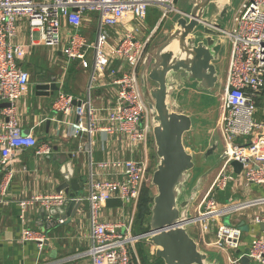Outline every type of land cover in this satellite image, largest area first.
Masks as SVG:
<instances>
[{
    "label": "built area",
    "instance_id": "2783aa9c",
    "mask_svg": "<svg viewBox=\"0 0 264 264\" xmlns=\"http://www.w3.org/2000/svg\"><path fill=\"white\" fill-rule=\"evenodd\" d=\"M175 1L0 0V101L9 103L0 108V167L8 166L18 151L33 149L35 154H41L47 148L37 145L38 140L31 132L23 133L17 116L19 101L30 82L29 72L19 61L34 43L33 32H37L39 43L52 49L61 47L67 61H77L89 73L84 97L58 91L52 102L54 113H61L57 121L73 136L91 137L104 132L126 137V146L136 156L101 161L97 164L99 173L90 168L85 178L88 193L82 197L70 198L61 190L19 199L21 240L34 241L39 250L43 247L42 232L25 226L27 211L36 202L40 201L44 208V228H50L64 223L62 218L53 220L51 207H59L71 199L87 200L89 247L84 255L89 257L90 264H140L135 245L146 239L149 232L132 234L134 211L125 223L104 219L102 209L111 198L135 206L142 187L150 184L153 171L149 155L150 108L142 95L139 78L150 37L140 40L136 34L143 26L147 6H158L163 20L170 13L181 12ZM88 11L96 14L94 41L79 33L83 22L90 21L85 15ZM23 24L31 31L29 43L15 40L17 29ZM218 30L229 44L217 123L220 166L210 185L196 199L191 223L202 237L216 223L213 245L236 251L242 237L240 227L218 219L258 209L251 216V224L262 226L261 231L252 235L246 253L235 254L229 261L240 264V257L245 255L264 264V209L260 208L264 206V196L238 197L252 185L264 188V123L253 118L264 87V0H243L233 13L230 26ZM115 59L120 62L114 68ZM98 85L117 86L113 99L104 107L95 105L91 93ZM232 161L241 164L237 174ZM101 174L111 178H101ZM9 176L0 182V204L6 202ZM226 191L230 195L220 201L216 195ZM124 226L126 232L122 233L120 229Z\"/></svg>",
    "mask_w": 264,
    "mask_h": 264
},
{
    "label": "crops",
    "instance_id": "0c3cea01",
    "mask_svg": "<svg viewBox=\"0 0 264 264\" xmlns=\"http://www.w3.org/2000/svg\"><path fill=\"white\" fill-rule=\"evenodd\" d=\"M177 1L178 0L175 1V6ZM224 2L225 0H220V2L216 1V5L218 7L223 6L221 3L224 4ZM187 7L188 0L183 2V8L176 6L181 12L187 11ZM215 8L216 6L214 3L211 4L208 9L209 13L211 14L215 11ZM177 14V12L170 13L167 18L161 20L160 12L158 19L144 37V39L150 37L146 45V53L152 51L155 40L161 33L167 30L169 24L174 21ZM94 16L91 17L88 15L87 17L90 21H84L79 28V33L87 37L90 41L91 24L93 22L95 23ZM232 16L227 27L231 24ZM30 32L27 25H21V27L17 29L15 40L21 43H29ZM34 33L35 32H33L32 37L34 43L31 48L28 49L24 59L19 61L20 66L29 72L31 85H28L26 93L19 101L17 116L23 133L31 132L41 144L47 147L45 149L48 150L45 151L44 149V152L41 154H35L33 149L18 151L8 166L4 168L0 167V182L5 176L10 175L9 184L7 186L8 195L6 202L0 204V264H90L89 257L84 255V252L89 247V239L87 211L82 210V203L73 216L67 217L64 223L55 224L50 228H44V213L41 214L40 212L42 207L40 201L36 202L28 209L25 226L32 230L41 231L45 238L42 242L43 247L39 250L34 241L21 240V227L23 225L19 219L20 210L17 201L22 198H30L34 195L46 196L57 193L56 187L62 181V177L58 173L61 166L53 159V156L57 153H64L66 162L70 161L72 166L76 168L77 174L84 175V178L85 172L87 176L90 168L93 172L99 173L100 168L97 167V164L101 161L108 159H129L136 156L126 146V137L120 138L114 134L104 132L95 133V135L91 137L86 134L73 136L67 127H64L57 121V119H60L61 113L59 112L57 115L54 113L52 102L59 93L58 91L80 96L86 89L89 73L87 70L82 69L77 61H67L60 51L61 47L52 49L39 43L38 39L34 38ZM138 33L144 35V27L141 28ZM225 54L226 71L229 54L228 44L225 45L222 56ZM222 56L217 64L219 78V67ZM57 59L58 64L54 63ZM43 77L44 79L42 80ZM53 77H56V85L59 87L58 91L50 95H38L35 85L41 81L51 82ZM149 85L152 86V83ZM116 88L117 86L98 85L93 92L95 105L97 107L106 106L108 100L113 99ZM190 91H192V89ZM261 96L264 97V90ZM1 103L0 101V108ZM259 104L260 101L258 100V106ZM185 113L191 115L187 110H185ZM73 118L74 117H71V119ZM47 121L49 122L48 125L46 124ZM90 141H92V143H90ZM150 146L152 147V141L150 142ZM149 155L151 157V154ZM86 168L87 170L85 171ZM100 177L111 178L105 174H101ZM206 188L207 187L204 189ZM202 190L203 189L199 191L200 193L198 196H200ZM151 192L153 194L152 189ZM228 195H230V193L226 191L219 192L216 196L220 201H225ZM254 196H264V188L252 185L248 191H241L238 195L239 198ZM127 205L130 204L123 203L117 198H111L103 207L102 216L104 219L124 221V216L128 212ZM260 208L264 209V206ZM66 209L63 210L62 208L61 210H56L54 213L59 214H56L58 216L57 218H55L52 213L53 220L56 221L61 218L60 215L64 213ZM135 210L136 205L134 206L131 204L129 213L131 214L133 211L135 213ZM257 210L256 208H251L238 211L231 214V217H229L230 224L239 227L246 226L245 231L241 230L242 237L240 247L238 250L231 251L230 253V250L218 248L213 245L215 241L216 223H212L211 230L206 233L204 237L198 233L199 231H196L198 230L196 229L197 227H190L188 232L195 239L199 248L206 251L215 249L212 255L218 257L220 260L219 264H232L229 261L230 257H235V254L246 253L252 235L261 231L262 227L251 224V216ZM220 219H218L219 222H221ZM132 230L133 224L131 232ZM151 246L150 252L151 255H153L155 247L153 245ZM249 264L259 263L249 260Z\"/></svg>",
    "mask_w": 264,
    "mask_h": 264
},
{
    "label": "water",
    "instance_id": "95a60500",
    "mask_svg": "<svg viewBox=\"0 0 264 264\" xmlns=\"http://www.w3.org/2000/svg\"><path fill=\"white\" fill-rule=\"evenodd\" d=\"M216 1L220 2L188 0L187 11L179 12L167 30L158 36L140 68V87L150 108L155 158L150 180V187L155 191L146 242L155 247L153 254L163 264L220 263L218 257L199 248L188 232L193 226L191 210L200 193L204 174L196 178L191 173L195 166L194 155L184 143V136L192 130L194 120L181 107L185 94L191 89L212 96L220 83L217 64L227 42L218 29L227 28L222 23L229 22L234 9L227 14L232 0H225L220 7ZM213 3L216 8L210 14L208 9ZM172 43H175V49L169 48ZM35 89L38 95L53 94L59 89L56 77L51 82L37 83ZM7 106L9 103H1V107ZM219 144L216 137L203 155L207 157L214 153ZM53 157L61 166L58 173L62 177L56 192L63 190L70 198L82 197L84 175H78L72 163L66 162L64 153ZM231 165L236 174L240 172V163L232 161ZM83 201L71 199L63 206L51 207L50 213L57 218L59 214L54 212L67 208L60 215L65 220L75 214ZM40 212L44 213L43 207ZM240 264H249L248 257L241 256Z\"/></svg>",
    "mask_w": 264,
    "mask_h": 264
},
{
    "label": "rangeland",
    "instance_id": "374dc122",
    "mask_svg": "<svg viewBox=\"0 0 264 264\" xmlns=\"http://www.w3.org/2000/svg\"><path fill=\"white\" fill-rule=\"evenodd\" d=\"M184 1L185 0H178L176 6L179 8H183V2ZM242 2H243V0H232V4L228 9L227 14L230 13L233 9H234V11H233V13H234L235 10L240 6V4ZM85 15L86 16L89 15V16L93 17L95 15V13L88 11V12H85ZM159 15H160V10H159L158 6H156V5L147 6L146 17L143 20L144 35L137 33L136 37L138 39H144L146 34L151 29L152 25L158 19ZM225 19H228V18H225ZM222 24H223V27H226L228 23L227 24L222 23ZM94 26H95V23L93 22L91 24V31H90L91 32V41H94V39H95ZM143 27H140V28H143ZM34 38L38 39L37 32L34 33ZM225 56H226V54L224 56H222V61H221L220 67H219L220 83L217 86L216 93L213 94L212 96H210V95H204L205 93H199V92L193 91V90L188 91L185 94L186 98L184 97V101H182V105H181L182 108L184 107L185 110L190 112V114L194 120V126H193L192 130H190L184 136V143L190 147V149L194 155V162H195L194 165L195 166H194V169L191 171V173L193 175H196L195 176L196 178L200 177L204 174L203 178H202L204 180L202 182L203 184L201 187V189H203V190L205 187H208L210 185V183L212 182V180H213L214 176L216 175V172L220 166L219 165V162H220V160H219L220 156L219 155L221 152V149H220L221 144H219L218 150H216L211 155H208L206 157L203 154L207 151L208 147L210 146V143L213 140H215L216 137L218 138V140L220 142V137H219V133L217 130V123L220 119V112H221L220 100H219L220 91H221L222 84L224 83L225 75H226V71H225L226 57ZM60 58H62V57H60ZM119 62H120V60L115 59L112 66L114 68L117 67ZM54 63L58 64V59ZM43 79H44V77L42 78V80ZM88 81L89 80L87 79V84H88ZM29 84L31 85V82H29L28 85ZM93 92H94V89H92L91 93L93 94ZM84 96H85V90L81 93V97H84ZM259 101H260V104H259V106L257 105V111L254 114L253 118L257 122L264 123V97L261 96ZM212 135H216V137H214ZM244 139L249 140L250 137H245ZM238 140H241V139H238ZM37 145L42 146L43 144H41V142L38 141ZM153 153L154 152H153V149L151 147L149 154H151V157H150L151 158V160H150L151 161V168L154 169L155 158L153 157L154 156ZM87 168L85 169V171L87 170ZM85 178H86V172H85ZM82 191L85 194L88 193L87 192L86 179L84 181ZM152 191L153 192L155 191L154 188L152 189ZM202 191H201V193H202ZM198 198H199V196H198ZM196 203H197V201L194 202V204H196ZM130 205H127L128 212L124 216L125 223L128 222V218L130 215V213H129ZM87 206H88V202L83 201L82 205H81L82 210L86 211ZM192 210H193V208H192ZM191 212L193 213V211H191ZM229 217H231V215H225L220 220L224 224L230 225ZM193 227H195V226H193ZM240 229L242 231H245L246 226H241ZM120 231L122 233H125L126 227L125 226L122 227L120 229ZM134 233H135V229L132 230L133 235H134ZM145 241H146V239H142L136 243L135 246L137 248V251H139V253H140V249L143 246L145 248V250L149 253V255H151L150 251H151L152 246H151V244L146 243ZM213 250L215 251V249H209L207 251H208V253L212 254V253H214ZM231 251L233 252L235 250H230L229 253ZM140 264H142V263H140Z\"/></svg>",
    "mask_w": 264,
    "mask_h": 264
},
{
    "label": "trees",
    "instance_id": "16d2710c",
    "mask_svg": "<svg viewBox=\"0 0 264 264\" xmlns=\"http://www.w3.org/2000/svg\"><path fill=\"white\" fill-rule=\"evenodd\" d=\"M263 90H264V87L262 89V93H263ZM257 105H258V102H257ZM152 198H153V194L151 192L150 186L144 185L140 191V195L138 197L137 204H136V210L134 213V218H133V223H132L133 229H135L134 235H139V234H142L148 231V228H149L148 221L150 217V205L152 203ZM136 251H137V248H136ZM137 255L142 264H163L161 259L157 258L154 254L149 255V253L145 250L143 246L140 249V253L139 251H137Z\"/></svg>",
    "mask_w": 264,
    "mask_h": 264
},
{
    "label": "bare ground",
    "instance_id": "6f19581e",
    "mask_svg": "<svg viewBox=\"0 0 264 264\" xmlns=\"http://www.w3.org/2000/svg\"><path fill=\"white\" fill-rule=\"evenodd\" d=\"M224 1V0H223ZM169 48L175 49V43L170 44Z\"/></svg>",
    "mask_w": 264,
    "mask_h": 264
}]
</instances>
